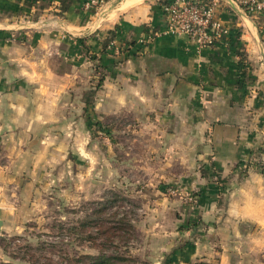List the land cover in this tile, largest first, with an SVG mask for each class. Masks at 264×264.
<instances>
[{"label": "crops", "instance_id": "1", "mask_svg": "<svg viewBox=\"0 0 264 264\" xmlns=\"http://www.w3.org/2000/svg\"><path fill=\"white\" fill-rule=\"evenodd\" d=\"M85 1L0 0L3 226L128 168L153 264H264V13L220 9L226 41L197 50L159 0Z\"/></svg>", "mask_w": 264, "mask_h": 264}, {"label": "rangeland", "instance_id": "2", "mask_svg": "<svg viewBox=\"0 0 264 264\" xmlns=\"http://www.w3.org/2000/svg\"><path fill=\"white\" fill-rule=\"evenodd\" d=\"M93 136L101 137L98 131ZM94 149L99 165L103 149L98 143ZM123 172V180L111 175L102 188L98 169L87 194L73 199L65 186L46 206L7 219L0 231V264H153L160 244L151 230L155 217L143 204L148 198L137 197L132 172Z\"/></svg>", "mask_w": 264, "mask_h": 264}, {"label": "built area", "instance_id": "3", "mask_svg": "<svg viewBox=\"0 0 264 264\" xmlns=\"http://www.w3.org/2000/svg\"><path fill=\"white\" fill-rule=\"evenodd\" d=\"M108 1L87 0L83 8L98 16ZM158 6L165 19L159 34L183 36L197 50L226 41L228 30L216 17L220 9L235 7L247 17L264 13V0H159Z\"/></svg>", "mask_w": 264, "mask_h": 264}, {"label": "trees", "instance_id": "4", "mask_svg": "<svg viewBox=\"0 0 264 264\" xmlns=\"http://www.w3.org/2000/svg\"><path fill=\"white\" fill-rule=\"evenodd\" d=\"M93 60H96V59H93ZM97 61V60H96ZM101 81H102V79H101V76L97 79V82H96V87H99L100 86V84H101ZM101 258H103L104 260H108V259H106V256H104V255H102L99 259H101ZM119 260H124V259H122V258H120Z\"/></svg>", "mask_w": 264, "mask_h": 264}, {"label": "water", "instance_id": "5", "mask_svg": "<svg viewBox=\"0 0 264 264\" xmlns=\"http://www.w3.org/2000/svg\"><path fill=\"white\" fill-rule=\"evenodd\" d=\"M2 226H3V221H2V219L0 218V231H1V229H2Z\"/></svg>", "mask_w": 264, "mask_h": 264}]
</instances>
